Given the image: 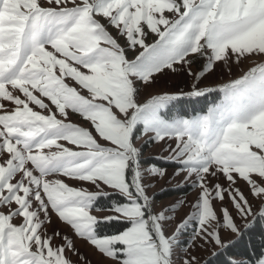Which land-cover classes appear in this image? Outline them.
Instances as JSON below:
<instances>
[{
    "label": "snow or ice",
    "instance_id": "obj_1",
    "mask_svg": "<svg viewBox=\"0 0 264 264\" xmlns=\"http://www.w3.org/2000/svg\"><path fill=\"white\" fill-rule=\"evenodd\" d=\"M253 57L264 0H0V264H90L76 240L114 264H264L238 251L264 238V63L201 87ZM172 74L190 87L147 91ZM161 180L193 198L157 204Z\"/></svg>",
    "mask_w": 264,
    "mask_h": 264
},
{
    "label": "rangeland",
    "instance_id": "obj_2",
    "mask_svg": "<svg viewBox=\"0 0 264 264\" xmlns=\"http://www.w3.org/2000/svg\"><path fill=\"white\" fill-rule=\"evenodd\" d=\"M257 63H264V60H261L258 57H253L252 59H243L242 63L235 64L233 63L231 66L232 71H228L227 68H225L223 71L217 70L215 74L211 75L207 81H205L204 85H201V87H204L205 85L211 86V87H220L224 83H228L233 79H238L241 75H243L250 67L255 66ZM191 81L190 79L186 81L185 77H183L180 74H172L168 77H165L162 79L158 85L157 88H150L147 91L153 92L156 91L158 88H165L168 90H175V89H187L190 87ZM143 91V90H142ZM223 94L220 92H212L210 94H207L206 97H202L201 101H209L208 107H206L205 111H197L193 112L187 116H192L194 114H203L206 113L208 108L213 106L214 104H217L222 99ZM197 100V98L195 99ZM47 102V101H46ZM197 103V102H196ZM180 107L179 105H177ZM198 108V107H196ZM177 109H174L176 111ZM192 108H188L187 111H191ZM184 115V114H182ZM72 121L75 123L84 124L82 120L78 117V115L73 114L72 115ZM87 126V125H85ZM143 143V142H141ZM144 151V159L150 160L152 157L157 155H162L160 148H157L155 145H147L143 149ZM162 163V162H161ZM169 173H171V169H168ZM74 183V182H70ZM175 181L173 183L169 184L166 183L164 180L155 182V187L151 190L152 193L156 194L157 204H171L172 202L176 201L177 199L183 198L187 196V199L191 200L194 196V193L189 191L187 193L181 192L179 189H173ZM162 189H167V191L162 192ZM255 203V202H254ZM111 204V200L107 199H101L99 200L94 208H100V211L93 210L92 214L96 215L97 217H103L105 215H109L110 213L106 210L108 205ZM183 213H181L182 215ZM55 219V217H54ZM59 224V222H57ZM60 229H62L64 232L70 234V229L64 225H59ZM105 227L101 230L102 233H111L104 231ZM114 231V230H113ZM190 232V229H189ZM184 239L187 238L188 233L186 232ZM183 242V241H182ZM77 247L81 250V253L86 255L88 260L90 261V264H114L113 261L107 258H102L100 255H98L94 249H91L88 247L83 241L76 240ZM200 255H206V253H200ZM264 255V253H263Z\"/></svg>",
    "mask_w": 264,
    "mask_h": 264
},
{
    "label": "trees",
    "instance_id": "obj_3",
    "mask_svg": "<svg viewBox=\"0 0 264 264\" xmlns=\"http://www.w3.org/2000/svg\"><path fill=\"white\" fill-rule=\"evenodd\" d=\"M201 98L202 97L197 98V100L193 99L191 101L186 100L179 102L177 103V105H179L180 107L176 105V109L180 112V114H186V115H189L197 111H205L206 107H208L209 101L207 102L203 100L201 101ZM190 107L192 108L191 110L192 112L187 111V109ZM113 230H115L114 227L109 225L105 227L104 231L112 232ZM238 251L244 255L243 257L244 259L250 258L254 262L256 258L260 257L264 253V238L260 237L259 235L255 236V238H249L247 243L241 249H238Z\"/></svg>",
    "mask_w": 264,
    "mask_h": 264
},
{
    "label": "bare ground",
    "instance_id": "obj_4",
    "mask_svg": "<svg viewBox=\"0 0 264 264\" xmlns=\"http://www.w3.org/2000/svg\"><path fill=\"white\" fill-rule=\"evenodd\" d=\"M201 104V103H200Z\"/></svg>",
    "mask_w": 264,
    "mask_h": 264
}]
</instances>
